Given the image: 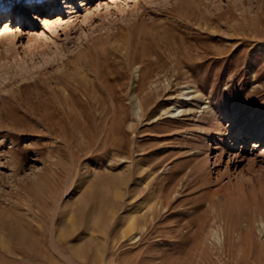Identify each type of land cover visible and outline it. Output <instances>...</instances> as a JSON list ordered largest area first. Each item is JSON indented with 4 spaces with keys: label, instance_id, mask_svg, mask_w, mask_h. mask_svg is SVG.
<instances>
[{
    "label": "rangeland",
    "instance_id": "rangeland-1",
    "mask_svg": "<svg viewBox=\"0 0 264 264\" xmlns=\"http://www.w3.org/2000/svg\"><path fill=\"white\" fill-rule=\"evenodd\" d=\"M32 1L0 0V220L45 247L0 264H264V0Z\"/></svg>",
    "mask_w": 264,
    "mask_h": 264
},
{
    "label": "bare ground",
    "instance_id": "bare-ground-1",
    "mask_svg": "<svg viewBox=\"0 0 264 264\" xmlns=\"http://www.w3.org/2000/svg\"><path fill=\"white\" fill-rule=\"evenodd\" d=\"M31 1L32 0H30V2ZM26 4H23V5H26ZM41 4H42V1H40V0H34V1H32V4L29 5L30 6L29 8H31V10H33V11L29 15H26V12L27 11L24 10L23 5L20 6L19 12H21V14L25 15V17L26 16L27 17H32L33 20H37L36 14L35 15L33 14L36 11V9H40V8L41 9H44L45 7H47V6H45V7L40 6ZM33 6H34V8H32ZM55 9H56V3L55 4H50L49 5V8H47V11L48 10H51V11L48 14L52 13L53 10H55ZM56 16L54 14L53 16H51V18L52 17H56ZM9 33H10V31H9ZM1 36L2 35H1V28H0V37ZM149 83H151V82H149ZM177 111H179V110H177ZM172 114H173V112H172ZM251 137H253V139H256V140L259 139V138H264L263 134L262 133H259V132L258 133H252V136ZM142 172H144V170L140 169L137 174L141 175ZM134 181L137 184L139 180L138 179H134ZM145 182H144L145 187H143V190H140L139 192L135 193V195L133 197H131L130 203L133 206L134 205L133 202H134L136 196L142 195L143 193L146 194L145 195V200H144V202L146 201V203H147L146 207L144 208V209H146V212L142 213V211H140V208L142 206V204H141V205H139V207H137L136 211H134L133 213H131V214H129V215H127L125 217V219H124V221L122 223V226L120 228V233H121V235H122V237L124 239L125 238H128L129 240H136V239L139 238L141 240V237L148 230L149 224L155 218L156 210H157V207H156V204H155V199H157V198H155L154 192L153 191H150L149 184H146ZM122 183L123 182L120 181V184H122ZM124 184H126V183H123V185ZM115 196H116V199L117 198L122 199V195L120 193H116ZM118 214H119V208L116 207V204L115 205L112 204V206L107 207L105 209V211L96 212V211L93 210L91 213H88L87 215L83 213L82 209H79L78 210V215H79V218H80L79 220H83L82 223L85 220L88 219L87 224L84 223L85 224V231L88 232L92 237L94 236V234L96 232H100V231L105 236H107L109 234L110 229L115 224L118 223ZM16 221H17V219H16ZM66 222H67V224L62 225L61 230H59V237H61L63 239H68V238L72 237L79 230V223L73 217H70L69 220L66 221ZM80 223H81V221H80ZM14 224L15 223H11L10 221L0 220V233H1L0 235H2L3 238H7L8 240L9 239L12 240L11 242H14V244H15V248L12 249V250H10L11 252H9V253L12 256H14V257L16 256V258L17 257H22V256H27V257L34 258V259H37V260L40 261L42 259V252H41L42 250L41 249H43V246H44V242H42L43 240L40 239L42 237H37V238H39V240H37V243L40 246L39 247L40 250H38V251L35 252V250L34 251L32 250V246H34L35 244L32 245V246L29 245V243H28L29 236H27L25 232L21 231L23 229L20 230L19 228L15 227ZM24 230H26V229H24ZM92 237H91V239H94V237L93 238ZM3 238L0 237V248L5 250L7 245H6V242H5L6 239H3ZM11 245H12V243H11ZM72 250H76V249H74V247H72ZM105 250H106V245L103 244L102 245L103 254L101 255L102 257L105 256ZM76 253H77V255H79V254H81V251L80 250H76Z\"/></svg>",
    "mask_w": 264,
    "mask_h": 264
}]
</instances>
